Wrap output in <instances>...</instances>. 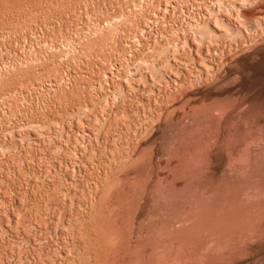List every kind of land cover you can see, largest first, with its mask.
Segmentation results:
<instances>
[{
    "label": "rangeland",
    "instance_id": "374dc122",
    "mask_svg": "<svg viewBox=\"0 0 264 264\" xmlns=\"http://www.w3.org/2000/svg\"><path fill=\"white\" fill-rule=\"evenodd\" d=\"M216 103L264 118V0H0V264H93L96 178L150 157L159 197L187 115ZM257 242L231 264H264Z\"/></svg>",
    "mask_w": 264,
    "mask_h": 264
},
{
    "label": "bare ground",
    "instance_id": "6f19581e",
    "mask_svg": "<svg viewBox=\"0 0 264 264\" xmlns=\"http://www.w3.org/2000/svg\"><path fill=\"white\" fill-rule=\"evenodd\" d=\"M228 104L203 105L187 115L191 124L186 132V148L177 145L166 151L186 161H176L171 169L174 174L161 183L159 197L148 180L140 177L145 167L153 166L150 157L139 160L131 182L125 178V182L105 185L104 173L96 178L98 182H94L92 192V187L88 189L91 193L84 207L88 209L85 213L96 210L99 219L97 223L92 219L95 224L86 229L89 231L82 229L89 235V242L94 241V249L84 241L93 253L83 245L91 251L93 264H193L196 260L199 264H231L233 255L258 251L253 245L257 240L264 241V118L250 112L236 116L238 107ZM155 198L157 205L150 206L151 211L144 215L148 216L147 224L143 226L144 221L137 220L135 224L133 218L141 203L145 207L155 204ZM252 241L256 242L252 245ZM201 253L206 260L199 262Z\"/></svg>",
    "mask_w": 264,
    "mask_h": 264
}]
</instances>
